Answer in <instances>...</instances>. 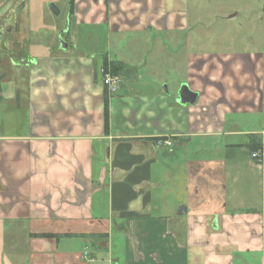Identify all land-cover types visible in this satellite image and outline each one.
<instances>
[{
	"label": "crops",
	"instance_id": "1",
	"mask_svg": "<svg viewBox=\"0 0 264 264\" xmlns=\"http://www.w3.org/2000/svg\"><path fill=\"white\" fill-rule=\"evenodd\" d=\"M75 1L74 51L33 57L0 36L3 251L27 264H264V21L238 37L236 13L207 17L192 0ZM105 56L123 65L115 94ZM182 84L194 104L179 102Z\"/></svg>",
	"mask_w": 264,
	"mask_h": 264
},
{
	"label": "rangeland",
	"instance_id": "2",
	"mask_svg": "<svg viewBox=\"0 0 264 264\" xmlns=\"http://www.w3.org/2000/svg\"><path fill=\"white\" fill-rule=\"evenodd\" d=\"M52 3L56 4L60 9L59 15H55L51 11L50 4ZM191 3L194 8L202 9V12L205 11L203 14L205 16L207 15V17L215 13H222L223 11H231L228 15L236 13V16L232 17L231 20L232 22H236V35L238 37H244L246 34H250L255 24H261L264 21V15L261 10L264 7V0H192ZM12 5L17 7L15 12L16 20L13 17V20L11 19L9 21L7 17H12V14L9 13ZM3 21L14 22L15 29L9 33L8 29L5 30L2 26L1 23ZM18 25L20 26L19 31H17ZM69 26V0H0V36H6L9 41H20L22 44H17L18 48L21 46L27 49L33 57L52 52L54 48L60 51H74L73 46L68 48L64 47V44L68 43V40L63 32ZM241 28V32H238ZM62 35L65 36L66 40H63ZM21 36L23 38L20 39L19 37ZM256 37H261V33L257 32ZM1 49H3V46ZM4 71L8 73L7 67L5 65L3 67L0 62V72ZM195 143L193 142L190 148H188L192 156L196 152L194 148ZM254 153H258L259 156L253 157ZM254 153L252 154L253 158H262L259 151ZM168 161L172 160L169 159ZM169 163L171 166H174L172 162ZM183 181V170L181 172L178 170L175 178L176 187L178 186L176 190L177 194L175 195L177 200H179V197L182 200L185 199L181 185ZM0 224L2 223L0 222ZM3 229L0 225V257H2L0 264H10L11 259L21 260V264H27L28 254H25V252L18 253L17 256L11 258L12 255L10 256V254L3 251V248L9 250L7 244H5V240L7 243V238L4 237ZM20 230L22 232L24 228L22 227ZM23 245H26L24 240ZM117 255L121 256L119 252L115 251L114 256L118 257Z\"/></svg>",
	"mask_w": 264,
	"mask_h": 264
},
{
	"label": "built area",
	"instance_id": "3",
	"mask_svg": "<svg viewBox=\"0 0 264 264\" xmlns=\"http://www.w3.org/2000/svg\"><path fill=\"white\" fill-rule=\"evenodd\" d=\"M101 74L103 76V83L108 88V91L111 94L117 93L120 83L122 81V76L118 74H113L109 69H106L105 67L101 68ZM158 145H166V146H172V141L167 138L164 140H159L157 142ZM259 156L258 153H254L253 157Z\"/></svg>",
	"mask_w": 264,
	"mask_h": 264
},
{
	"label": "water",
	"instance_id": "4",
	"mask_svg": "<svg viewBox=\"0 0 264 264\" xmlns=\"http://www.w3.org/2000/svg\"><path fill=\"white\" fill-rule=\"evenodd\" d=\"M50 9L55 15L60 14V9L56 6V4H54V3L50 4ZM3 27L5 30L11 29V25L7 21L3 22ZM64 47L67 48L68 43H65ZM178 97H179V102L181 104H184V105L185 104H194L198 98V93L196 91L192 90L188 84H182V86L179 90V93H178Z\"/></svg>",
	"mask_w": 264,
	"mask_h": 264
},
{
	"label": "trees",
	"instance_id": "5",
	"mask_svg": "<svg viewBox=\"0 0 264 264\" xmlns=\"http://www.w3.org/2000/svg\"><path fill=\"white\" fill-rule=\"evenodd\" d=\"M75 0H69V14H73L75 11ZM103 66L106 69H109L113 74H118L120 75V72L123 68L122 62L121 61H116V60H109L107 56L104 57L103 59ZM105 128L106 131L109 129V112L107 108V102H106V112H105ZM46 236V235H44Z\"/></svg>",
	"mask_w": 264,
	"mask_h": 264
},
{
	"label": "flooded vegetation",
	"instance_id": "6",
	"mask_svg": "<svg viewBox=\"0 0 264 264\" xmlns=\"http://www.w3.org/2000/svg\"><path fill=\"white\" fill-rule=\"evenodd\" d=\"M4 22V21H3ZM3 22L1 23L2 24V26H3Z\"/></svg>",
	"mask_w": 264,
	"mask_h": 264
}]
</instances>
